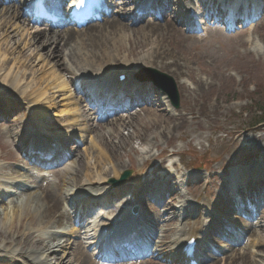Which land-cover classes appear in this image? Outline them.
Here are the masks:
<instances>
[{
	"label": "bare ground",
	"instance_id": "bare-ground-1",
	"mask_svg": "<svg viewBox=\"0 0 264 264\" xmlns=\"http://www.w3.org/2000/svg\"><path fill=\"white\" fill-rule=\"evenodd\" d=\"M36 1L47 5L48 16L54 15L55 3L52 0H21V5H15L9 0H0V4H3L0 10V84L1 86L9 85L12 88L10 89L11 92H19L23 99L31 100L35 106L33 113H36V115L33 120L29 121L30 125L36 128V133L32 136L29 135L31 137H28L25 142V144H31L35 154L45 153L46 150L51 149L49 148L52 146L50 144H53L51 137L42 136L44 133L37 126L40 121H36L35 118L38 117L39 119L42 114L46 113L45 110L56 106V98L62 104L66 103L63 111H59L57 119L47 125L51 126V129L61 131L62 137L73 139L75 136L81 141L82 134H85L83 144L79 147V150L82 151L86 144L90 147L86 152L84 151L82 160L71 161L70 164L73 165L69 170L71 178L69 177L67 181L63 180V184H67L68 187L69 182L74 184L70 185L73 190L69 191V196L74 197L77 215L82 217L87 208H91L93 212L98 211V215L87 219L82 235L78 234L79 256L76 255L71 258V251L75 252L76 249L73 248V244H69V239L75 233H70L65 227L63 221L65 218L68 220V214L60 212L59 208L60 203H67L66 200L64 197L62 198L55 187L52 189L47 185L38 184V177L35 178L32 175L28 177L30 173L26 170L23 175H19L16 172L18 168L14 167L13 170H10L11 175L0 176V186H3L0 191V204L9 199L6 208L0 210V218L1 216L4 217V222H1L3 232L0 231V238L2 234L4 238L0 241V247H2L0 249L22 260L24 264H87L85 259L86 257L88 259L89 255L87 256L81 250L88 248L92 255L100 250L105 251L108 244L113 242L112 237H115L119 238L120 243L114 254L109 255L108 253V255L116 258L120 255L135 254L136 251L142 253V255L144 254L145 261H136L134 264H157L150 261L156 258L155 256H160L161 260L167 264H264V254L256 251V249L264 247V239L252 238L255 235V228L264 230V224H262L264 222H261V220L264 221V207L263 210L257 208L253 214L254 217L258 215L255 218L258 221L256 226L241 227L237 225L236 230L240 231V234L231 231L234 237L240 235L239 240L244 242L245 247L242 252L233 247H226L209 254L205 249L218 241L216 239L208 240V234L213 230L212 226H215L220 220L218 216L219 214L221 216L222 212L217 205L209 202H203L199 206H190L191 211L186 212L184 206L189 203L182 195L180 196L181 200L175 204L158 202L163 208L162 213L156 211L160 207L149 210L151 201L145 197L143 192L145 182H151L148 185L153 187L149 190L150 192L159 193L164 185L171 180L170 173L164 172V169L161 171V165L153 163L152 157L140 160L141 165H139L137 173L134 174L135 185L133 188H127L128 191L133 190V192L122 193L120 191L122 187L131 184L128 182L121 188L110 187L108 191H104V187L100 188L106 183H111L106 182L110 175L115 181L122 170L126 169V166L118 160L121 152L126 150L132 135L127 134L124 137L122 133L120 134L118 128H124L125 126L131 128L137 138V136L142 137L143 135H145L144 137L151 136L163 126L164 130H161V133L168 135V131L170 133V131L178 129V124H176L178 120L182 123L184 121L183 116L172 113L167 102L166 108L163 109L160 100L161 97L163 100L168 98L166 93H161L160 98L155 97L153 105L147 106L145 102L139 104L138 100L149 98L151 91L150 89L142 90L140 87L135 90L132 88L135 85L128 83V81L126 84L122 82V86H124V90L121 92L124 93L123 97L114 101L116 95H111V88L119 84V76L130 77L143 68H152L164 73L176 84L175 87L177 86V92L179 91V96L182 99H190L192 94L197 95L204 90V84L200 80H196L188 65L180 63L177 54L170 50V45H172L175 38L191 39L190 36L182 34L180 28L192 29L194 19H197L200 23V31L208 32V28L204 27V20L199 16L201 13L198 14L197 8L191 5L192 1L173 0L172 4L171 0H150L148 10H154L152 15L156 16L154 2L160 3V9L166 14L165 19H159L155 22L152 18H149L145 21V25H143L144 23L139 24V26H135V30H132L126 24L129 12L135 9V13H137L138 9L140 10L144 5H137V0H119L114 4L115 6H122L119 8L120 11H123L119 14L121 17L115 18L114 14L117 10L111 8L109 10L103 5V8L108 10L106 16L109 18L105 19L103 23L94 24V27L90 26V28H85L83 31L64 29V27L52 23H50L48 29L42 30L39 27L37 17L30 11V7ZM243 1L247 9L251 8V13L256 15L257 8H259L257 0ZM128 5L133 6L129 8ZM202 23L204 24L202 25ZM16 26L19 29L21 28V36L25 35L26 38H29V45H35L34 49L39 48L41 51L47 48V52L52 58L58 56L62 58L67 50L66 57L69 59L68 62L71 66L64 68V72L81 79L80 86H82L81 91L83 94L79 89L70 92L67 82L59 73L61 65H54L49 72L44 73L43 76H46L47 79L43 77L38 79V76L35 77L36 71L32 69L26 75L29 68L23 62L24 55L17 52V48L20 46L19 42L8 41ZM136 35L139 36L135 37ZM134 38H138V40H134ZM255 43V48L258 50L264 49V42L255 40ZM246 44L254 45L253 40L247 41ZM38 57L48 59L46 54L38 55ZM20 69L23 70L25 78H20ZM37 72L39 73L40 70ZM23 81L24 84L21 85ZM28 81L29 83L26 84ZM87 84L93 85L95 87L93 90L106 92L104 95L105 103L102 107L110 102H112L111 107L114 108L121 106L123 102L127 103L126 106L115 114L107 112V114L99 113L100 116H95L91 106L96 103L99 97L96 95L91 99L88 97L85 92ZM69 85L73 87L70 82ZM27 88L31 90L29 96L32 98H29L28 94L22 91ZM2 94L5 95L0 96V101L6 100L4 97L9 96L6 93ZM53 94L58 95L55 97ZM40 105H43V107L41 108ZM13 112L15 113L14 116L24 115L18 108H14ZM0 114L6 115L5 122L8 125L14 123L15 120L11 118V112L7 114L0 107ZM135 120L140 121L142 124L143 127L140 130H136L133 126ZM167 124H172V126L168 127ZM43 125L45 129H49L45 123ZM99 128H103L104 131L100 132ZM142 131H146L147 134ZM11 134L8 133L7 135L10 136ZM112 138L116 141L115 144L110 143ZM19 139L22 140V137ZM54 143H57V140H54ZM109 145L110 147L107 148ZM37 154L34 159L41 158ZM73 157L68 160L77 159ZM147 163L150 166L146 170L143 166ZM256 173H258L257 170H250L247 173L252 175L253 184H257V181L262 178L260 173ZM236 175L238 173L234 174L233 177H236ZM77 176L82 177V179L77 181ZM239 176L246 175L240 174ZM242 184L245 186L244 182ZM261 186L263 185L257 184L256 189L259 190ZM84 192H90V196L86 197L87 199L77 198L82 196ZM209 195L219 197L214 192H210ZM78 200L81 201L76 202ZM113 201L118 204L112 211L113 215L106 214L107 206H104V202L110 203ZM132 202L137 203L140 212L136 215H129L124 210L121 213V209L124 208L123 204ZM260 203L261 201L257 205ZM8 208L9 210H7ZM177 219L181 222L178 223ZM13 220H17L20 225L24 221L27 222L25 229L16 235H12ZM143 222L146 225L152 223L159 231L157 232L155 228L153 232L151 228L147 232L140 231L141 226L139 227L138 224ZM135 229H138V232L142 234L138 237V245L124 250V241H127L126 236L134 233ZM110 234L113 235L106 240L107 235ZM215 237L221 238L219 235ZM142 242L146 244H142ZM145 245H148L149 249ZM146 251H150L151 254H145ZM18 259H15L11 264H22ZM88 261L90 260L88 259Z\"/></svg>",
	"mask_w": 264,
	"mask_h": 264
},
{
	"label": "rangeland",
	"instance_id": "rangeland-1",
	"mask_svg": "<svg viewBox=\"0 0 264 264\" xmlns=\"http://www.w3.org/2000/svg\"><path fill=\"white\" fill-rule=\"evenodd\" d=\"M9 2L18 4L20 0H9ZM259 2L261 5L258 9L257 21L250 27V24H246L244 29L230 28V30L225 31L223 26L219 24L206 26L208 27V32L206 33H187L184 29L180 28L182 34L190 36L191 39L186 40L184 37L175 38L172 41V45H170V50H173L177 54L180 63L188 65L191 74L194 75L196 80H200L204 84V90L200 94H192L190 99H182L178 91V108H174L171 103L169 104L172 113L183 116L184 121L182 123L178 120L176 122L178 129L172 130L170 133L168 131V135L161 133V130H164L163 126L159 130L156 129L157 132L151 136L144 137L145 135H143L142 137L137 136V138L134 136L135 134L131 128L129 129L127 126L118 128V131L124 137L127 134L132 135L126 146V150L121 152L118 160L122 165L126 166V169L122 170L121 174L125 171L130 172L128 178L131 182H136L134 174L137 173L141 161L152 157V162L160 164L161 170L163 168L170 169L173 163L176 171H180L181 174L187 176L189 180L188 186L186 189L183 187V190L180 188L186 200L194 203H202L204 201L216 203V197H211L209 194L210 192H214L218 195L223 191L221 188L223 175H227L229 171L235 170L237 166L241 168L246 166L245 168L250 169L255 164L264 162V122L256 125L258 121H264V49L258 50L254 47L256 46L255 40L264 42V0H260ZM110 4L113 3L110 1ZM128 6L130 8V5ZM2 7L3 4H0V10ZM118 10V14H114L115 18L121 17L119 14L123 12L122 10ZM126 24L129 27L131 20L128 19ZM20 29L16 26L15 31L9 36L8 41L19 42L20 46L17 48V52L24 55L23 62L29 68V71H26V75L32 69L36 71L35 77L38 76V79L40 77L47 79L43 74L49 72L54 65H61L59 73L60 75L62 74L64 81L67 82V87L70 89V92H73L72 88H70L69 81L73 83L77 81L74 78L71 80V75L64 72V68L71 66L68 62L69 59L66 57L67 50L62 58L59 56L52 58L49 52H47V48L41 51L39 48L34 49L35 45H29V38H26L25 35L21 36L22 32ZM132 29L134 30V28ZM138 36L136 35L135 37ZM134 40H138V38H134ZM250 40H253L254 45L246 44ZM84 42L87 43L86 41ZM44 54L47 55L48 59H44V57L40 59L38 57V55ZM22 69L24 70L25 68ZM22 69H20V78H25ZM39 70L40 72L38 73L37 71ZM48 81L50 82V80ZM22 84H24V81L21 82ZM10 89L12 88L9 85L1 86L0 84V96L5 95L2 93L9 95L4 98L7 97L8 103L12 107L20 109L24 115L14 116L15 111L11 112L12 119L15 121L10 125L3 121V118H0V176L11 175L10 170H13L15 166L22 167L34 176H37L38 182L40 180L39 178L44 177L46 180L44 185L52 189L55 187L62 198L63 196L69 198L66 194H69L68 192L72 189L70 185L74 184L69 182L68 187L67 184H63V180L67 181L69 177L71 178L69 176V170L73 167L70 164L71 161L82 160L84 151L86 152L90 146L86 144L81 151L79 148L77 149L79 145L78 137L74 136L73 139L69 137L62 138L61 131L51 129V126L47 125L57 119L59 111H63L65 108L64 105L66 103L64 102L62 104L56 98V106L48 108L45 110L46 113L42 114L39 119L38 117L35 118V120L41 122L37 126L44 134L53 136L60 144L53 145L52 147L55 151L47 153V156L43 157V159L41 157L37 161L32 158H29L32 161L28 160L23 156L25 153L20 149L21 145L18 144V138L21 135L23 142L26 135L35 132V127L30 125V121L36 115V113H33L35 106L31 100L23 99L19 92H11ZM22 91L28 94L27 96L29 98H32L29 96L30 89L27 88ZM53 95L57 97L58 94ZM40 107L42 108L43 105H40ZM43 123L50 130L45 129ZM133 124L136 130H140L143 127L140 121L137 120ZM167 126L171 127L172 124H167ZM125 128L126 130H124ZM99 130L100 132L104 131L103 128H99ZM8 133L12 134L9 136L7 135ZM143 133L147 134L146 131ZM84 138L85 134H82L80 140L83 142ZM143 140L145 142H140ZM110 143L115 144L116 141L112 138V142ZM169 155L172 156L170 157ZM70 156H74L73 158L77 159L65 161L68 157L72 158ZM149 166L150 164L147 163L144 164L143 168L147 170ZM24 170L19 169L16 172L19 175H23ZM80 173L82 174V172ZM197 175H201L203 178L201 182L195 184L194 180ZM80 176H77V179H75L80 181L82 179ZM213 181H216V184ZM2 187L0 186V191ZM260 194V198L263 199L264 192ZM8 203L9 199L3 203L4 205L0 204V210L5 209ZM59 205H61L59 207L60 212H63L62 203ZM135 206L127 205L129 211ZM263 207L264 204L259 210H263ZM221 209L224 217L235 220L236 223L238 221L237 225L254 227L258 223L256 219H252L251 221L245 219L243 221L237 220L236 216L233 217L229 213L228 208L221 206ZM149 210L152 209L149 208ZM156 211L161 213L163 209L160 207ZM3 218V216L0 218L1 232H3L1 230V222H4ZM261 222L264 221L261 220ZM23 223L20 225L17 220H13L12 235H16L25 229L27 222L24 221ZM63 223L67 226L69 222L65 218ZM224 225L225 222L222 221L218 228H223ZM69 230L75 232L77 228L70 226ZM254 233L255 235L252 236L253 239H264V230L255 228ZM77 234L69 239V244H73V248L76 249L74 250L75 252L73 250L71 251V258L78 255L80 251L77 247L79 241L75 239L79 237ZM3 238L4 235L2 234L0 241ZM236 246V249L241 252L245 247L242 241ZM81 251L85 254L91 253L89 251L86 253L85 250ZM256 251L264 254V247L256 249ZM15 259L18 258L0 249V264H11ZM88 259L87 257L85 259L87 264H93L95 262V260L93 262L90 259L88 261ZM18 261L24 264L22 260L18 259ZM152 263L162 264L159 261H152Z\"/></svg>",
	"mask_w": 264,
	"mask_h": 264
},
{
	"label": "water",
	"instance_id": "water-1",
	"mask_svg": "<svg viewBox=\"0 0 264 264\" xmlns=\"http://www.w3.org/2000/svg\"><path fill=\"white\" fill-rule=\"evenodd\" d=\"M174 102H175V106L177 107V98H176V95H175V94H174ZM126 177H127V174H124L123 177L121 178L122 181H123L124 179H126Z\"/></svg>",
	"mask_w": 264,
	"mask_h": 264
},
{
	"label": "trees",
	"instance_id": "trees-1",
	"mask_svg": "<svg viewBox=\"0 0 264 264\" xmlns=\"http://www.w3.org/2000/svg\"><path fill=\"white\" fill-rule=\"evenodd\" d=\"M263 122H264L263 120L258 121V122L256 123V125H257V124H260V123H263Z\"/></svg>",
	"mask_w": 264,
	"mask_h": 264
}]
</instances>
